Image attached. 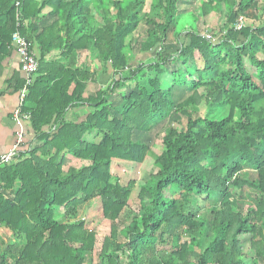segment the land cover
Here are the masks:
<instances>
[{"label":"trees","instance_id":"trees-1","mask_svg":"<svg viewBox=\"0 0 264 264\" xmlns=\"http://www.w3.org/2000/svg\"><path fill=\"white\" fill-rule=\"evenodd\" d=\"M179 1L0 0V59L19 31L39 62L26 137L0 166V229L12 235L0 234V264H244L245 236L264 264L263 1L196 0L189 14ZM101 68L110 82L90 93ZM177 88L191 93L178 102ZM201 104L228 113L201 117ZM78 106L88 113L70 119ZM179 114L186 125L160 133L142 179L157 130ZM245 187L254 203L239 201Z\"/></svg>","mask_w":264,"mask_h":264},{"label":"rangeland","instance_id":"rangeland-1","mask_svg":"<svg viewBox=\"0 0 264 264\" xmlns=\"http://www.w3.org/2000/svg\"><path fill=\"white\" fill-rule=\"evenodd\" d=\"M262 6L264 7V0H262ZM180 12L181 14H189V13H197L198 12V8L196 6V0H180ZM159 11H153V16L156 17L157 19H160V13H158ZM263 17H264V13H263ZM193 24L190 23V25ZM180 25V24H179ZM179 25H172V27L169 29L168 31V38L167 41L165 43V51L166 53H174L178 50L179 48V43L177 41V35L176 33H178V27ZM186 27H189V23H185ZM149 26L146 24V22L144 20L141 21V23L139 24V27L137 28V31L134 33L135 38L139 39V40H144L146 37V30ZM144 57L143 54L140 55L139 58ZM128 82V81H127ZM126 87H121L119 89V91H123ZM182 88H177L175 89V95H176V99L177 101H182L185 98H187L190 93H191V89L187 88V89H183ZM228 113V107L226 105H221L218 107H214V108H207L205 104H201L199 106V109L197 111V115L201 116V117H210L211 119H221L224 116H226ZM177 121H168V123L159 128L157 130V134L155 135V139L153 141V150H152V154H150L146 161L142 164L141 166V172H140V176L142 177V179L147 178L148 176V172L149 170H151L152 165H153V161H154V155L160 150L159 148H161V138H160V133L165 132L166 128L169 127L171 124L175 125L177 128L179 127H183L186 125L187 122V118L186 116H182V115H178V119H176ZM123 170V169H122ZM120 168H115L114 165V173L118 176H122L123 172ZM130 173V171H129ZM128 173V174H129ZM251 176L255 177V173L250 171ZM125 177L124 179H126V174L124 173ZM140 177V178H141ZM19 185V184H18ZM259 194L257 193L256 190L249 188V187H245L243 189V191H241V193L238 195L239 201L241 203H254L255 198H258ZM86 206H82L79 212V217H85V215H87V211L88 208H86ZM213 207H215V203H211L210 205H206L205 209L203 210L202 213H205L208 209H212ZM94 213V211L91 210V215ZM0 234L2 237V240L5 242L10 241V239L12 238L11 232H9L8 230H5L4 228L0 229ZM248 236L244 237V246H245V251L246 252H250L251 255H253L252 251L249 250V242H248ZM247 254V253H246ZM249 256V258H244V264H252L250 261H252V256ZM91 258V255L88 254L86 257V262L89 263Z\"/></svg>","mask_w":264,"mask_h":264},{"label":"crops","instance_id":"crops-1","mask_svg":"<svg viewBox=\"0 0 264 264\" xmlns=\"http://www.w3.org/2000/svg\"><path fill=\"white\" fill-rule=\"evenodd\" d=\"M38 1V0H37ZM41 1V0H40ZM49 7L42 10L46 14ZM59 50L52 51L47 59L56 57ZM93 71V69H90ZM102 68L94 74L93 82L89 85V92L93 93L110 82L111 72L102 73ZM24 78L21 58L14 47L9 48V54L0 59V157L8 154L16 144L17 124L14 122V110L19 103V83ZM88 113L86 107L78 106L69 114V118L76 120ZM28 123H25L27 129ZM26 131V130H25ZM28 138V137H27Z\"/></svg>","mask_w":264,"mask_h":264},{"label":"built area","instance_id":"built-area-1","mask_svg":"<svg viewBox=\"0 0 264 264\" xmlns=\"http://www.w3.org/2000/svg\"><path fill=\"white\" fill-rule=\"evenodd\" d=\"M243 19L240 18L236 25V29H240L243 26ZM11 45L15 48L21 58L22 71L24 73V84L19 91V103L14 110V122L18 126L16 131V144L13 149L6 155L0 157V166L10 164L14 156L19 152L21 145L26 137L25 123L30 120L29 113L23 111L26 98L29 93V88L34 81V77L39 68V62L34 52L31 50L28 40L21 35L19 31H16L12 35Z\"/></svg>","mask_w":264,"mask_h":264}]
</instances>
